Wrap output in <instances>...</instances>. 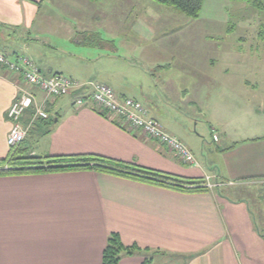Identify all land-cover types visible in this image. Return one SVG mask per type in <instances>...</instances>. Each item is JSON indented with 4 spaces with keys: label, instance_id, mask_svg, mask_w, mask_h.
<instances>
[{
    "label": "crops",
    "instance_id": "0c3cea01",
    "mask_svg": "<svg viewBox=\"0 0 264 264\" xmlns=\"http://www.w3.org/2000/svg\"><path fill=\"white\" fill-rule=\"evenodd\" d=\"M89 4L77 10L65 0H0V53L28 57L43 76L67 75L83 85L69 95L70 103L65 97L44 101L32 90L48 118L34 124L18 154L95 155L182 179L210 177L215 187L187 193L96 171L0 177V264H101L112 234L124 246L146 251L119 264H264V239L254 231L250 210L229 196L236 188L264 184V33L253 34V22L239 27L245 32L230 27L214 37L210 68L202 74L220 104L214 106L220 119L213 122V148L183 135L155 104L148 109L142 92L115 86L112 77L101 82L142 103L147 116L191 152L196 165H190L118 118L100 115L89 102L75 105L97 82L46 56L71 45L80 52L101 48L106 60L114 59V49L92 42L95 14L83 10ZM164 85L172 87L171 81ZM19 87H25L20 76L0 69V160L11 152L7 111ZM36 105L21 117L23 125Z\"/></svg>",
    "mask_w": 264,
    "mask_h": 264
},
{
    "label": "rangeland",
    "instance_id": "374dc122",
    "mask_svg": "<svg viewBox=\"0 0 264 264\" xmlns=\"http://www.w3.org/2000/svg\"><path fill=\"white\" fill-rule=\"evenodd\" d=\"M65 1L75 2L77 10L85 1L90 3L83 10L95 14V20H90L92 42H104L114 49V59L106 60L101 48L80 52L70 45L56 55H47L48 60L59 63L64 70L70 69L73 75L92 77L97 84L112 77L115 86L142 92L148 102L140 101L148 109L155 104L183 135L213 148V122L220 119L214 106L220 104L214 100L211 82L202 77L203 67L210 68L214 37L231 32L230 27L237 34L245 32L239 27H252L251 23L256 22L252 33L263 35L264 0L260 7L253 0H204L197 19H189L153 0ZM64 52L68 55L63 56ZM36 63L44 67L42 61ZM168 81L171 88L164 85ZM64 99L69 103L72 100L70 96ZM229 196L250 210L255 233L264 236V184L236 188Z\"/></svg>",
    "mask_w": 264,
    "mask_h": 264
},
{
    "label": "built area",
    "instance_id": "2783aa9c",
    "mask_svg": "<svg viewBox=\"0 0 264 264\" xmlns=\"http://www.w3.org/2000/svg\"><path fill=\"white\" fill-rule=\"evenodd\" d=\"M0 69H5L9 73L20 76L25 85V87L18 88L17 98L7 111L11 128L6 137V145L10 151H16L19 148L37 121L45 120L48 117L43 110V106L35 104V96L33 93H29L28 90L36 89L40 91L44 96V101H46L51 98L69 96L74 91L83 88L82 85L63 75L43 76L34 63L28 57L22 55L9 58L0 53ZM90 88L89 95L84 96V98L79 96L76 99V106L82 107L89 102L94 108L120 119L123 126L141 132L146 138L164 145L184 162L196 165L191 152L176 138L168 135L158 121L149 118L142 103L132 98L121 97L111 88L102 84H92ZM32 105H36L33 114L30 115L27 124L23 125L21 117L24 111ZM213 140H217L215 136ZM204 186L210 189L215 187L214 184L210 183V177L205 178Z\"/></svg>",
    "mask_w": 264,
    "mask_h": 264
},
{
    "label": "trees",
    "instance_id": "16d2710c",
    "mask_svg": "<svg viewBox=\"0 0 264 264\" xmlns=\"http://www.w3.org/2000/svg\"><path fill=\"white\" fill-rule=\"evenodd\" d=\"M153 1L162 6L174 8L189 19L198 18L204 2V0ZM260 2L261 0H253L254 5L257 7H260ZM95 111L104 116L107 114L96 108ZM118 120L120 121V119ZM17 151L18 149L11 151L7 158L0 160V177L72 171H96L180 192L196 193L206 191L204 181L199 179H182L100 156L74 155L39 158L23 157ZM261 237L264 239L262 235ZM145 252V250H141L136 246H124L119 236L112 234L107 239L101 257V264H119L124 257L138 256ZM148 262L150 261H146L145 259V263Z\"/></svg>",
    "mask_w": 264,
    "mask_h": 264
}]
</instances>
